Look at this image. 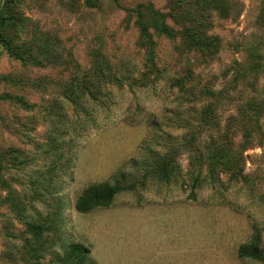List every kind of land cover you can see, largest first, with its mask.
Here are the masks:
<instances>
[{"label": "rangeland", "instance_id": "1", "mask_svg": "<svg viewBox=\"0 0 264 264\" xmlns=\"http://www.w3.org/2000/svg\"><path fill=\"white\" fill-rule=\"evenodd\" d=\"M0 2L17 16L7 36L40 61L0 42V264H71L73 244L83 264H264L239 255L264 247V109L250 142L241 126L264 101V0ZM201 23L212 57L185 35ZM100 182L126 188L78 211Z\"/></svg>", "mask_w": 264, "mask_h": 264}, {"label": "trees", "instance_id": "2", "mask_svg": "<svg viewBox=\"0 0 264 264\" xmlns=\"http://www.w3.org/2000/svg\"><path fill=\"white\" fill-rule=\"evenodd\" d=\"M135 10L139 13L141 12L139 8ZM203 19L206 20V18ZM16 22L17 16L12 11L10 4L0 2V42L2 43L8 54L14 57L15 59H18L21 62L32 61L33 63L39 64L40 61L32 56L30 50H27L26 45L24 43H20L18 45L15 44V41L18 40L19 37L10 38L7 36L5 32L6 27H8L9 30H12L15 28ZM204 28L205 25H203L202 23L198 26L190 27L185 31V35L188 37L190 43H192L193 46L198 47V50H200L205 57H212L216 54L215 45H217L216 42L218 37L207 34L205 35L202 30ZM161 31L169 37H174L175 35V32L168 29L165 25L161 26ZM247 74L248 73H242L238 78L240 80H245ZM189 92L193 94L192 90H190ZM226 97L227 95H224V98ZM245 105V111H251L249 112L250 116L248 117V119L244 118V120L241 121V126L242 128H246L245 126H249L250 124H252L250 130L247 129V135L244 138L245 142H250L252 140L251 129H255L256 127V130H262L259 124V117L261 114V110L264 109V101H258L257 98H253L250 101L246 102ZM202 113V122H204L205 124H212L215 122L211 109L207 108ZM233 124H236L234 117L232 118V120L229 119L227 121V125L231 126ZM227 129H231V127H228ZM203 158L210 160L211 156L201 154L200 159H202V161H204ZM219 158H223L222 164H224L225 166H227V163L233 161V165H229L228 171L231 172V175L234 176V178L240 175L243 176L244 167H242V154L231 153L228 149L224 150L220 154ZM221 159L219 160L221 161ZM199 164L201 165V163ZM165 165L166 164L161 165L159 169H163L161 171L162 176L167 179V173L169 172V170L165 167ZM207 166L208 174L212 178H214L216 174H220L221 171H223L222 167L219 171H216L217 166L215 164H211L209 161ZM3 168L4 166L2 164V161L0 160V169ZM125 188L126 187H124L123 185H110L106 182L91 184L88 187L84 188L79 197L77 198L75 204L76 209L81 212H86L96 207L109 206L114 195L117 192L124 190ZM35 228H38V226H35ZM239 255L243 257H250L264 262V247L260 249L257 244H242L239 246ZM66 259L71 264H83V262L86 260V249H84V247L79 244H73L69 247V250L66 253Z\"/></svg>", "mask_w": 264, "mask_h": 264}]
</instances>
